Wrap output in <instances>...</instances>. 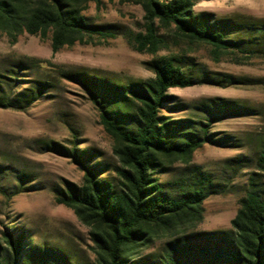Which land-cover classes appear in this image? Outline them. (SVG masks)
Wrapping results in <instances>:
<instances>
[{
  "label": "trees",
  "instance_id": "1",
  "mask_svg": "<svg viewBox=\"0 0 264 264\" xmlns=\"http://www.w3.org/2000/svg\"><path fill=\"white\" fill-rule=\"evenodd\" d=\"M140 6L144 31L135 35L139 52L152 55L165 46L161 32L189 44L211 48L215 58L224 54L264 57V20L216 19L194 11L193 0H118ZM103 0H0V34L12 43L24 34L51 38L53 53L65 47L96 45L114 38L116 26L98 25L84 14ZM99 40V41H96ZM43 64L44 61L30 60ZM184 55L156 56L145 63L153 77L121 83L90 73L60 75L81 83L98 111L100 123L113 141L119 166L115 178L94 157L77 145L66 148L54 142L48 150L70 158L83 171L81 184L65 182L54 187V199L72 209L90 228L95 258L90 264H264V182L251 178L231 229L218 233L194 231L204 217V202L213 194L210 175L191 170L173 191L160 175L182 163L190 166L194 153L206 144L222 147L225 138L211 133L216 120L244 116L253 111L239 102L213 98L200 105L205 119H173L171 89L198 84L235 83L196 70ZM24 62L9 75H0V109L25 111L46 96L51 81H35L23 91H13ZM264 176V143L257 160ZM164 239L159 252L135 259L143 247ZM25 234L5 232L0 240V264H76L57 251L28 247Z\"/></svg>",
  "mask_w": 264,
  "mask_h": 264
},
{
  "label": "rangeland",
  "instance_id": "2",
  "mask_svg": "<svg viewBox=\"0 0 264 264\" xmlns=\"http://www.w3.org/2000/svg\"><path fill=\"white\" fill-rule=\"evenodd\" d=\"M97 8L91 3L84 14L98 25L116 26L114 38L96 45L76 44L57 53L51 38L24 34L12 43L0 34V75H9L18 62H24L19 81L12 82L13 91H23L35 81H51L46 96L25 111L0 109V240L5 232L25 234L28 247L64 253L76 264H90L95 258L90 228L75 212L55 202L53 189L65 182L81 184L83 171L70 158L48 150L54 142L66 148L78 146L94 157L114 179L119 166L113 152V141L100 123L98 111L84 86L60 75L90 73L111 81L126 83L153 77L145 63L156 56L184 55L195 62L196 71L216 78L232 77L235 83L198 84L171 89L170 108L164 113L173 119H205L200 105L213 98L236 101L253 109L244 116L216 120L211 133L225 138L226 145L206 144L194 153L190 166L176 164L161 174L160 181L173 191L176 183L191 170L210 175L213 189L203 204L204 217L194 231L218 233L231 229L251 178L261 186L263 174L257 160L264 143V57L224 54L218 59L211 48L189 44L164 34L166 44L157 53L139 52L135 35L144 31L140 6L103 0ZM196 14L207 12L216 19L240 18L264 20V0H193ZM99 41V40H96ZM44 61L43 64L30 60ZM164 239H156L140 249L135 259L159 252Z\"/></svg>",
  "mask_w": 264,
  "mask_h": 264
}]
</instances>
